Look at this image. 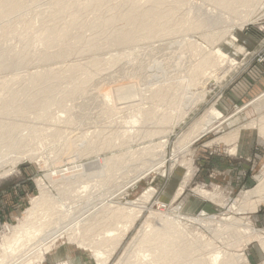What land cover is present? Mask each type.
<instances>
[{
    "label": "rangeland",
    "instance_id": "1",
    "mask_svg": "<svg viewBox=\"0 0 264 264\" xmlns=\"http://www.w3.org/2000/svg\"><path fill=\"white\" fill-rule=\"evenodd\" d=\"M25 1L23 16L6 22L0 28V125L6 127L5 131L0 132V141L3 138L13 141L12 146L8 144V147L2 150L10 155L0 160L1 236L8 226H16L23 220L32 199L40 194L39 179H44L49 173L55 174L56 171L68 169L74 164L81 165L131 151H139L140 154L129 161L124 171L116 173L112 178L87 180L89 177L80 179V182L75 184V187L80 188L79 184L85 182L95 185V190H110L115 197L113 201L118 202L115 204L117 206L119 203L120 206H126L128 202H137L145 192H151L143 216L131 227L108 264H117L125 256V252H129L133 240L143 229L151 211L173 218L182 216L183 219L198 218L201 214L208 218L215 217L217 221L244 218V223L248 221L255 230L264 231V205L255 214L245 213L241 216L236 212V208L243 203L246 192L258 185L256 177L261 176L264 169V134H261L264 129L259 125H255L257 128L250 127V122H258L264 115V110L258 112L250 104L264 94V1L262 3L259 0L257 3L252 0L251 4L258 8L251 5L254 7L247 10L241 4L242 7H238V4L234 7L233 4L223 6L218 0H182L181 4L178 0H164L160 6V17L155 18V32L136 44L122 47L109 44L108 37L114 36L119 30L128 31L132 27L129 28L122 18H116L117 27L114 25L112 29L106 30V33L101 31L98 36L95 26L101 20V15L90 13L82 19L90 25L80 33H83L86 40L98 39L95 52L80 53V48L72 44V52L69 55L52 62L30 63L24 66L2 64L4 56L9 53L35 55L43 50L41 43L30 47L28 38L33 34L35 36L42 33L46 29L45 26L51 24L53 0ZM127 1L131 0H108L103 9L105 14L101 18L116 15L118 8L127 6ZM139 2L140 14L147 12L154 5L150 0ZM109 10L111 11L107 12ZM168 12L173 13L170 19L165 16ZM247 12L252 13V20H245V16L250 15ZM29 22L32 29L27 38L24 34L25 26ZM198 24L199 28L196 27ZM77 31H72L75 34L71 35V39H75V35L79 33ZM72 41L71 43H75V40ZM238 49L243 51L239 52ZM218 50L235 60L237 65L230 66L228 72L223 68V71H219L218 78L221 83L202 103V95L199 93L201 90L198 89L202 88L206 78L202 76L201 79L195 76L194 72L206 54L215 55L213 59L220 66L222 61L215 54ZM116 58L122 60L114 65ZM43 72V75H37L40 81L32 84L39 87L28 88L31 76ZM91 76L93 78H90ZM82 85H85L83 91L72 92V89ZM54 86H59V89L52 92ZM120 88L129 94L127 104H118L117 93ZM193 92L196 99L191 98ZM45 95L54 97L57 104L52 105V109L37 121L35 111L30 108L35 106L36 109L45 103L48 99ZM107 98L112 102L105 106ZM112 105H115L116 112H113ZM78 106L80 107L75 109ZM21 107L24 109H20ZM212 107L220 111L226 119L237 114L241 120L231 127L226 122L195 140L199 133L195 131L194 126ZM133 116L139 117L137 125L133 124ZM20 121L25 123L15 130L7 127ZM29 126H39L37 133L32 136L36 138L19 144L20 136L23 133L24 136L29 134ZM100 130H103L102 134H98ZM232 131H235L234 138L236 134L238 136L236 140L223 139ZM85 136L96 141H84ZM79 137V143H74L76 148L69 149L68 146L73 143H70L69 139ZM114 138L118 147L110 154L108 141L112 140L113 144ZM183 140L191 141L188 149L182 147L185 144L182 143ZM161 142H166L164 147ZM149 148L150 152L141 153ZM234 148L236 150L232 153ZM179 150V158L174 162L172 156ZM29 153L31 158L26 157L20 161L11 159L16 154ZM1 157L3 154H0ZM74 157L78 159L74 160ZM162 160L166 161L163 170L150 172L137 185L126 192L123 191L126 183L136 174ZM190 165L192 174L189 180L185 181ZM62 183L61 186L66 187L64 183L67 182H60ZM57 189L51 192L56 195ZM181 189L183 193L179 196ZM195 189L217 194L218 197L214 200L204 198L198 195ZM82 191L81 188L69 193L65 190L68 202L75 204L80 201L73 206L74 209L86 202L91 205L100 196L96 193L92 196V191L90 194ZM80 194L82 196H76ZM102 214L101 218H105L107 209L106 212L102 211ZM73 219L70 218V221ZM180 221L185 224L187 232L199 234L204 240L214 242L218 248L232 251L236 242H240V235H234L232 231L229 233L233 238L230 235L223 234L220 237V233L215 234L218 228L215 222L212 225L209 223V228L205 229L206 224L202 226L197 222ZM115 222L116 220L112 222L111 218V224L107 223L111 228L109 230L118 234L112 238L111 245L108 243L101 246L106 253L112 250V242L122 236L124 226L129 225H125L128 221L124 218L120 220L121 223ZM100 228L89 223L85 229L77 232L87 243L103 237L99 234L107 227L102 230ZM99 242L101 245V241ZM244 245L241 250H244L243 254L249 264L264 263V251L258 242ZM45 257L42 264H97L91 251L86 247H79L77 242L73 244L67 240L60 242Z\"/></svg>",
    "mask_w": 264,
    "mask_h": 264
},
{
    "label": "bare ground",
    "instance_id": "2",
    "mask_svg": "<svg viewBox=\"0 0 264 264\" xmlns=\"http://www.w3.org/2000/svg\"><path fill=\"white\" fill-rule=\"evenodd\" d=\"M24 1L25 0H0V28H2L6 22L13 19H19L23 16L24 13L23 8L25 7V6L23 7ZM150 1L153 2L154 5L145 13H141V14L139 13L141 8L139 0H131L129 2L127 1L128 3L127 6H122L118 8L116 15L110 16L109 18L106 19L104 17V19H102L101 17H103L105 14V12H103V9H105V7L107 6L108 0H53L52 1L53 10L50 14L51 18L49 17L52 21L50 25L45 26L46 29L43 30L42 33L38 35L35 34V36H33L34 35L33 34L32 37H29L28 32L32 29V24L29 22L25 26L26 33L24 34V36L30 38V39L28 38L29 46L32 47L38 43H41L43 44V50H41L39 54H35V55L34 54L24 55L23 53L19 55L17 54L11 55L9 53L4 56V60L2 64L13 63L20 66H24L30 63L52 62L53 60L59 58L61 59L69 55V53L72 52V48H71L72 44L77 45L80 48L79 49L80 53L95 52V50L97 49L96 43H98V39L95 38L93 40H86L82 35L83 33L82 34L80 33L81 30L87 27V25H90L82 20L85 16H87L90 13L97 14L98 16L101 15L100 18L97 15H94V17L97 16L99 19H101L97 24V26H95L96 32H98V36L101 31L102 32L105 31L106 33V30L108 29L110 30V28L112 29V27L118 22L116 18L117 19L122 18L128 27L129 26L132 27V29L129 27L130 30L128 31L123 29L124 31L121 30V32H119L120 31L119 30L117 34H114V36H109L108 37L109 44L113 43L115 46L118 47L136 44L146 39V37H148L149 34L155 32L154 31L156 29L155 18L157 16L160 17V6L164 2V0H150ZM178 1L180 4L182 3L181 2L182 0H178ZM218 1L223 6H229L233 4L232 7H234L237 6L238 4V7H240L242 5L243 7L247 8V10L248 8L250 9L251 7L255 6L254 4H251L252 0H218ZM258 1L259 0L257 1L255 0V2L257 3ZM260 1L262 2L264 0H260ZM255 7L258 8V6ZM110 11L111 10L107 12ZM247 13L245 15H247ZM251 14L247 17L244 15L245 20L249 18L250 20H252ZM165 16L166 18L170 19L173 17V13L168 12ZM254 16L256 17V15ZM152 19L153 21L151 22ZM247 21L249 22V20ZM245 23L247 22L245 21ZM196 27L199 28L200 24H198ZM74 30L76 31L78 30L77 32H79L77 35H75L76 37L74 36L75 41L71 39V35L73 36V33L75 34V32L72 33V31ZM233 38H234L233 40H235V37ZM72 40L75 43H71ZM238 50L239 52L243 51L242 49H238ZM215 54L218 55L219 59L222 61L220 66H218L216 60L213 59V56L215 55L206 54L203 56L201 62L199 63L197 69L194 72L195 76L201 79L202 76L206 78V81H204L203 84L201 85L202 88L198 89L201 90L199 93L200 95H202L201 98L202 103L206 101V98L208 97L209 93L212 90H214L217 86H219V84L221 83L220 81L221 79L218 78L220 77L218 76L219 71L222 70L223 68L224 71L227 70L228 72L230 66L232 67L237 65L235 60H231L227 55L222 53L220 50L216 51ZM121 60L122 58H116L113 64L117 65ZM227 72L225 74H227ZM44 73L45 72L37 73L36 75L31 76V78L29 79L30 85L28 86V88H38L39 86H34L32 84L36 83V81H40V77L37 75L39 74L43 75ZM48 73H53V72H48ZM73 73H75V71ZM90 78H93V76H91ZM83 87H85V85L76 87L72 89V92L83 91L84 90ZM47 88L52 89L51 87H47ZM56 89L58 90L59 86L56 87L54 86L52 92H55ZM45 96H47L48 98L45 101V103H43L41 106L37 107L36 109L35 106L30 108V110L35 111L38 117V118L36 117L37 121H40L39 118L47 114L48 110L52 107V105L57 104L54 97L52 98L49 95H45ZM127 97H129V94L125 92V89L120 88L117 93L118 104L119 105L127 104L128 103L126 102V100H128ZM193 97L194 99L197 98L196 95H194V92L191 98ZM111 102L112 100L110 98H107L105 99L104 105L108 106ZM250 104H252L258 112L263 111L264 94L259 96ZM112 106H113V112H116L115 105ZM79 107L80 106L76 107L75 109ZM20 109H24V108L21 107ZM138 118H139L138 116H133L134 125H137ZM239 120H241V118L237 116V114H234L233 116L226 119V117H224L220 111L212 107L211 109L206 111V114L203 116L202 120L194 126L195 131L199 133L196 136L195 140H198L200 137H203L204 135L216 130L226 122L229 123L231 127L233 124L240 122ZM24 123H25L24 121H20L14 126L10 124L7 127H11V130H15V128H18ZM250 124L251 126L249 124L248 126L254 127L255 125L256 126L259 125L264 129V115L260 117V120L258 122L254 120L250 122ZM58 125L59 124H55V126ZM37 128H39V126H34V127L29 126L28 129L29 134L27 136H24L25 133H23V135H21L20 138L18 139L19 140L18 143L21 144L26 140L36 138V137L33 138L32 136L37 133ZM5 129L6 127H2L0 125V132L5 131ZM173 129L174 127H172L171 130ZM101 131L103 130H100L98 134H102ZM234 133L235 131H232L229 135L225 136L223 139H227L228 141L236 140L238 136L236 134V137L234 138ZM261 134L264 133H262L261 131ZM69 140L70 143L71 142L73 143H71L68 146V148L74 150L76 148L74 143H76V141H78L79 143L81 137L77 139H69ZM83 140L89 142L96 141L94 140V138L87 136L83 137ZM12 143L13 141L11 140L9 141V138L8 140L6 138H3V140L0 141V146H2V149L0 150V154H3V157H1L0 160L5 159L8 155H10L7 152L3 153L2 150L6 149L8 147V144L12 146ZM165 143L166 142H161V145H163L164 147ZM182 143H185L182 145V147L185 146V148L188 149V147L191 144V141L186 142L185 140H183ZM117 147L118 146L115 138L113 144H112V140L108 141V149L110 150V154H113L114 153L113 150ZM181 149L182 148H180V150ZM180 150L179 152L178 151L175 152L174 155L172 156V160L174 162L179 158ZM235 150H236L235 148L232 149V153H234ZM150 151L151 148L144 149L141 153L144 154ZM137 154H140V152L131 151L126 154L121 153L118 155H111L110 157H105L97 161H90L87 163H83L81 165L74 164L72 165V167L68 169L56 171L55 174L49 173V175H46L44 178L47 180H44L43 178L39 179L38 186H39L40 194L38 197L32 199L31 206L24 213L23 220L19 221V223L16 226H8L6 228V232L4 231L5 233L3 232L2 236L0 235L1 237L0 264L41 263L46 255L50 254L52 250L58 244H60V242L63 243V241L65 240L73 244L74 242L75 243L77 242L79 247H83V248L86 247L89 251L92 252V255L94 256L97 264H108L109 261L111 260L112 255H114L113 253H115V250H117L118 246L121 244L126 234L129 232V230H131V227L135 224V222L139 218L141 219V217L143 216V213L146 210L145 205L150 201L151 198L150 190L148 192H145V194H143L137 202L134 203L128 202L126 206L125 205L120 206L119 203V205L117 206L115 204L118 202L113 201L115 197H113L112 194L109 192L110 190L105 188H100L99 190H95L96 189L95 185H90L89 183L84 182L79 184L80 188L83 189L82 192L90 194L92 191L93 192L92 196L94 195V193L99 194L100 196L96 200V202L92 203L91 205H89L88 202H86L85 204H81V206L78 205V209H74L73 206L75 204H79L80 201L79 202L77 201L75 204H73V202H68L69 200H66L65 198V190L66 193H69L70 191L76 192L77 190H79L80 188L75 187V184L79 183L80 179L84 180L89 177L90 178L87 180H90L92 178H97L100 180L103 177L112 178L116 173L120 171H124L128 167L129 161H131L134 158V156ZM26 157L31 158V154L30 153L21 154V155L16 154L11 159L20 161ZM75 158L76 157H74V160ZM15 160H13V162H15ZM183 162L184 161H182V163ZM165 164L166 161L162 160L160 163L155 164L154 166L148 169L147 168L144 169V172L142 171L141 173L136 174V176H134L130 182L126 183L127 185L124 186L126 187L125 190L122 187L123 191L126 192L130 188L137 185L147 175H149L150 172H158L163 170L165 168ZM191 166L192 165L188 167V172L186 174L185 181H188L190 175L192 174ZM256 179L258 185L253 190L246 192L243 198V203L238 208H236V212L241 216L244 215L245 213L255 214L259 211V208L264 205V169L262 171L261 176L256 177ZM62 181L67 182V184L64 183V186L66 185V187L61 186L63 185V183L60 184V182ZM55 185H57V187H55ZM53 189H55V191L57 189L58 193L56 192L57 193L56 195L51 192ZM180 192H179V196L183 193V190L181 189ZM195 192L198 195L211 200H214L215 198L218 197L217 194H211L201 189H195ZM76 196H82V194ZM106 209L108 214L106 215L105 218H101V216L104 214V213L102 214V211L106 212ZM111 214H115V216H111ZM70 218H74V219L70 221ZM111 218H112V222L116 220V222L118 221L117 223H119L120 220H123L124 218L129 222V223L127 222L125 225L127 224L129 225L128 226L123 225L125 227V230H123L124 233L123 232L121 233L122 236L119 234L120 235L119 238L116 241L114 240L112 242L113 245L111 247L112 250L106 253L103 251L101 246L108 243L111 245V241L113 240L112 238L118 234V233L115 234L113 230H109L111 229L109 227V224H111L110 223ZM106 219H109L110 221ZM180 220H186L189 223H193V222L201 223L202 226L206 224V228L204 227L205 229H207V227L209 228L208 226L209 223L212 225V223L215 222L218 225V228L215 230L217 233L215 234L219 235L220 233L219 235L220 237L223 234L224 236H228L230 235L229 232L232 231L231 232L232 234L237 233L238 235H240L241 238L237 236L240 238V242L238 243L236 242V244L234 245V249H233L234 252H232L233 250L231 251V250L223 249L221 247L218 248L215 246L214 242L209 240L208 241L204 240L199 234L195 235V234H191L190 232H187L185 228V224L183 225L182 224L183 222ZM108 222L109 224H107ZM89 223H93L95 227H99V228L101 227L100 228L101 230L103 227H107V229L105 228L106 230H103L102 234H99V235H103L102 238H97L96 241H88L86 243V241L82 239V236L77 231L85 229V227ZM142 228L143 229L139 231L140 233H138V235L133 240L132 248L129 250L128 253L125 252V256H123V258H121L117 264H249L248 259L243 254L244 250L243 251L241 250L244 244L248 245L252 242H258L264 251V231L260 232L255 230L250 226V223L248 221L244 223V218L241 219L232 218L229 220L220 219L219 221H217L215 217L208 218L207 216L204 217V214H201L198 218L183 219L182 216L181 218L179 216L173 218L167 216V214L166 215L159 214L157 212L151 211L147 221L144 223V227ZM231 238H233V236ZM234 239L232 240L235 241L237 238L235 240ZM99 241H101V245ZM227 241L225 240V242ZM126 251H128V249Z\"/></svg>",
    "mask_w": 264,
    "mask_h": 264
},
{
    "label": "crops",
    "instance_id": "3",
    "mask_svg": "<svg viewBox=\"0 0 264 264\" xmlns=\"http://www.w3.org/2000/svg\"><path fill=\"white\" fill-rule=\"evenodd\" d=\"M46 256H47V255H46ZM45 259H46V257H45V258H44V260H43L41 263H39V264H42V263H44Z\"/></svg>",
    "mask_w": 264,
    "mask_h": 264
}]
</instances>
